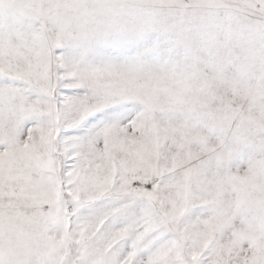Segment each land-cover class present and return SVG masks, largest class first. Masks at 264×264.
Returning a JSON list of instances; mask_svg holds the SVG:
<instances>
[{
    "label": "snow or ice",
    "instance_id": "obj_1",
    "mask_svg": "<svg viewBox=\"0 0 264 264\" xmlns=\"http://www.w3.org/2000/svg\"><path fill=\"white\" fill-rule=\"evenodd\" d=\"M0 264H264V0H0Z\"/></svg>",
    "mask_w": 264,
    "mask_h": 264
}]
</instances>
